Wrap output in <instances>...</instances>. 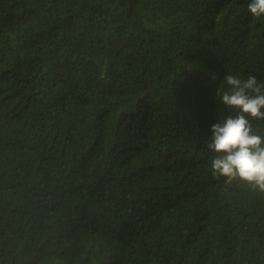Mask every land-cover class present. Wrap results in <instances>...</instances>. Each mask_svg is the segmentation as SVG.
<instances>
[{
    "label": "trees",
    "instance_id": "16d2710c",
    "mask_svg": "<svg viewBox=\"0 0 264 264\" xmlns=\"http://www.w3.org/2000/svg\"><path fill=\"white\" fill-rule=\"evenodd\" d=\"M250 2L0 0V264H264L207 148L225 76L264 82Z\"/></svg>",
    "mask_w": 264,
    "mask_h": 264
},
{
    "label": "clouds",
    "instance_id": "9594fccd",
    "mask_svg": "<svg viewBox=\"0 0 264 264\" xmlns=\"http://www.w3.org/2000/svg\"><path fill=\"white\" fill-rule=\"evenodd\" d=\"M248 11L256 19L264 18V0H251ZM229 89L217 96L235 115L212 126L207 144L216 155L212 172L216 178L238 181L251 190L264 193V136L253 129V121H264V82L254 75L246 79L226 75Z\"/></svg>",
    "mask_w": 264,
    "mask_h": 264
}]
</instances>
